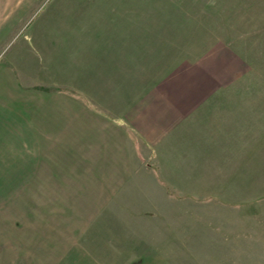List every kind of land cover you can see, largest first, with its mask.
<instances>
[{"label": "rangeland", "instance_id": "rangeland-1", "mask_svg": "<svg viewBox=\"0 0 264 264\" xmlns=\"http://www.w3.org/2000/svg\"><path fill=\"white\" fill-rule=\"evenodd\" d=\"M123 47L124 82L92 83L95 55ZM204 57L264 93V0L0 3V264H264V164L251 189L226 160L218 196L171 195L199 164L127 137L130 104ZM74 84L124 130L63 99Z\"/></svg>", "mask_w": 264, "mask_h": 264}, {"label": "crops", "instance_id": "crops-1", "mask_svg": "<svg viewBox=\"0 0 264 264\" xmlns=\"http://www.w3.org/2000/svg\"><path fill=\"white\" fill-rule=\"evenodd\" d=\"M3 2L8 0H0ZM137 51L132 49L134 55ZM123 52L124 47L116 53L100 52L95 55L98 58L92 59L97 61L94 68L98 70L87 71V74L89 78H100L101 89L110 81V85L118 86L122 80L124 82V59L129 57H125ZM121 54L125 58L122 59ZM205 58L178 64L158 84L142 93V100L139 97L138 103L129 106L130 135L127 137L130 139L132 136L131 143L139 139L138 147L148 159L154 153L160 154L157 149L164 148V154H168L172 164L179 163L180 158H188L185 161L193 167L199 164L197 168L202 175L196 178L189 175L185 186L175 188L179 191H173L171 195L218 196L223 181L222 164L226 160L232 167L226 171L238 174V166H246L244 178L249 181L251 189L254 187L255 166L264 164V93L233 91L239 81L238 70L233 75L222 76L221 64L208 62ZM90 60L88 64L93 62ZM69 90L71 94L66 96ZM88 90L80 91L74 84L60 89L59 94L64 95L63 99L73 107L82 105L86 113L106 116L119 127L122 123L124 130V121L113 117V112L111 115L95 106L92 101L100 96L97 91ZM255 101H258L256 107ZM70 115H78V112L70 109ZM74 126L75 129L76 124ZM193 167L189 172H194ZM261 173L264 175V166ZM193 179H196V184Z\"/></svg>", "mask_w": 264, "mask_h": 264}]
</instances>
